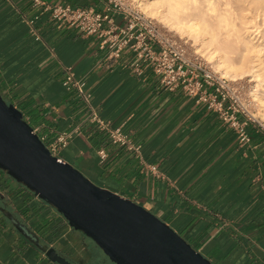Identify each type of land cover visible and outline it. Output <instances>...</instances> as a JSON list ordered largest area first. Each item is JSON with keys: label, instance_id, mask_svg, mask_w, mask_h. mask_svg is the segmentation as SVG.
Here are the masks:
<instances>
[{"label": "crops", "instance_id": "0c3cea01", "mask_svg": "<svg viewBox=\"0 0 264 264\" xmlns=\"http://www.w3.org/2000/svg\"><path fill=\"white\" fill-rule=\"evenodd\" d=\"M39 1L0 0L2 97L47 147L72 132L56 157L151 211L213 264H264V134L248 125L250 141L240 143L231 126L181 87L167 89L149 66L134 72L130 50L109 58L97 34H82L45 9L59 3L102 11L103 0ZM65 66L84 79L98 117L126 133L138 152L87 119L84 99L63 85ZM0 205L42 245L88 264L93 242L2 169ZM0 264L60 263L0 212Z\"/></svg>", "mask_w": 264, "mask_h": 264}, {"label": "water", "instance_id": "95a60500", "mask_svg": "<svg viewBox=\"0 0 264 264\" xmlns=\"http://www.w3.org/2000/svg\"><path fill=\"white\" fill-rule=\"evenodd\" d=\"M0 169L51 205L93 242L110 264H213L158 216L133 200L96 185L53 155L22 112L0 94ZM0 212L27 240L60 264H78L42 245L26 224L0 205ZM95 257V259H94ZM95 262V263H93Z\"/></svg>", "mask_w": 264, "mask_h": 264}, {"label": "built area", "instance_id": "2783aa9c", "mask_svg": "<svg viewBox=\"0 0 264 264\" xmlns=\"http://www.w3.org/2000/svg\"><path fill=\"white\" fill-rule=\"evenodd\" d=\"M40 4L39 0H34ZM104 10L92 6L72 7L69 4L45 5L54 20L63 21L77 28L82 34H97L99 47L107 49L109 58H116L124 49L134 56L133 70L141 73L149 66L159 76L160 82L169 90L181 87L187 96L195 98L215 111L223 122L231 126L240 143H248L247 126L252 125L264 134V117L257 115L246 95L243 80H231L216 73L194 53L187 42L172 36L167 30L145 15L134 0H103ZM117 18H119L117 20ZM122 21V23L119 22ZM64 87L75 91L88 107V120L108 132L113 143L127 150L139 151L129 136L120 128H111L98 117L89 105V94L85 92V81L75 75L71 66L64 67ZM72 132H62L48 146L54 155L58 146L66 145ZM101 158L103 151H99Z\"/></svg>", "mask_w": 264, "mask_h": 264}, {"label": "bare ground", "instance_id": "6f19581e", "mask_svg": "<svg viewBox=\"0 0 264 264\" xmlns=\"http://www.w3.org/2000/svg\"><path fill=\"white\" fill-rule=\"evenodd\" d=\"M136 2L145 15L198 40L216 73L231 80L249 78L250 100L264 117V0Z\"/></svg>", "mask_w": 264, "mask_h": 264}, {"label": "rangeland", "instance_id": "374dc122", "mask_svg": "<svg viewBox=\"0 0 264 264\" xmlns=\"http://www.w3.org/2000/svg\"><path fill=\"white\" fill-rule=\"evenodd\" d=\"M136 2V0H134ZM137 3V2H136ZM138 5V4H137ZM140 8V7H139ZM140 10L143 12V10L140 8ZM144 13V12H143ZM148 16V15H147ZM150 17V16H149ZM152 18V17H150ZM156 23H158L161 27H163L165 30H167L172 36H174L177 39H181L185 42H187V44L190 46L191 50L198 54L199 56H201V58L212 68V70H214L215 72H217V70H215L212 66V62H210V59L207 58V56H205V54L207 53L208 49L202 50L201 45H199V41L198 40H194L192 37H189V35H187L186 33H176L175 31L170 30V28H168L163 22L157 20L156 18H152ZM238 25H240V21H238ZM195 41V42H194ZM219 74V72H218ZM220 75V74H219ZM249 78H245L243 81L245 83V87H246V95L249 97L250 95V88L252 83L248 81ZM250 97L248 98L250 100ZM6 101V100H5ZM7 102V101H6ZM252 108L255 109V112L257 113V115L260 114V108L257 102H255L254 104L252 103ZM84 175V174H83ZM94 183V182H93ZM96 184V183H95ZM97 185V184H96ZM91 247L93 248V245H91ZM99 254V258H97L96 260H93L95 262H98V264H110V262L108 260H106V262H102L104 257L102 256V253L100 254V251H97V255ZM95 259V257H94ZM93 262V263H95Z\"/></svg>", "mask_w": 264, "mask_h": 264}]
</instances>
